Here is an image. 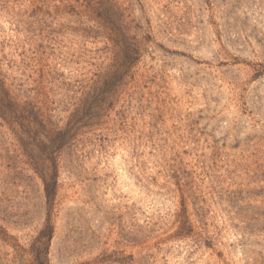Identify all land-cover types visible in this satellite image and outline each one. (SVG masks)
<instances>
[{"label":"rangeland","instance_id":"obj_1","mask_svg":"<svg viewBox=\"0 0 264 264\" xmlns=\"http://www.w3.org/2000/svg\"><path fill=\"white\" fill-rule=\"evenodd\" d=\"M0 264H264V0H0Z\"/></svg>","mask_w":264,"mask_h":264},{"label":"trees","instance_id":"obj_2","mask_svg":"<svg viewBox=\"0 0 264 264\" xmlns=\"http://www.w3.org/2000/svg\"><path fill=\"white\" fill-rule=\"evenodd\" d=\"M67 131H59L57 132V137L59 136L61 140H64L66 138Z\"/></svg>","mask_w":264,"mask_h":264}]
</instances>
